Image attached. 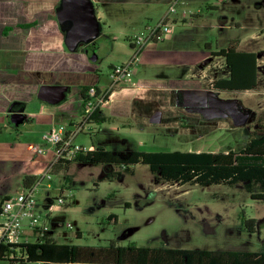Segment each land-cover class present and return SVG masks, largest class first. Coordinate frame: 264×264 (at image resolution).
Wrapping results in <instances>:
<instances>
[{"label": "rangeland", "instance_id": "rangeland-1", "mask_svg": "<svg viewBox=\"0 0 264 264\" xmlns=\"http://www.w3.org/2000/svg\"><path fill=\"white\" fill-rule=\"evenodd\" d=\"M59 1L20 0L25 6L27 19H34V14L38 13L36 15L43 25L40 31L42 41L49 39V34L55 31L51 26L55 22L54 7ZM95 6L99 12L96 18L101 24V34L94 42L73 52L84 56L78 58V69H82L81 65L89 66L84 70L87 74L83 78L85 81L96 75L103 84H107L110 66H118L128 60L131 51L129 40L146 34L147 27L153 28L167 15L171 31L156 45L161 54L170 57L169 60L144 63L142 52L140 66H136V75L129 77L130 82L137 77H147L148 73L153 78L169 76V72L180 77L187 70L177 59L180 52L187 56L192 53L196 60L200 57L198 66L202 68L213 58L211 52L226 50L235 42L234 46L239 45V50L257 54V84L253 90L217 94L222 99L234 100L233 116L230 115L231 110L225 113V106L230 109L228 103L215 119H206L185 109L184 116L178 117L182 129H175L174 123V126L158 123L159 117L161 121L166 118L162 115L171 114V110L161 104L154 106L151 114L145 112L144 119L111 117L105 112L103 123L82 125L83 129L72 140L73 145L86 150L101 147L121 156L134 151L222 153L232 149L237 153L245 146L250 134L258 130V121L264 125V0H125L97 3ZM171 7L173 12H170ZM66 53L70 51L65 47L60 58ZM94 56L96 60L92 59ZM177 61L180 64H174ZM212 65L208 73L211 78L226 73L227 68L222 62L216 61ZM66 76L73 75L54 72L42 73L38 77L43 84L61 85ZM66 84L69 90L62 103L76 97L77 84ZM202 88L210 89V83L204 80ZM62 103L48 105L36 99L26 110H33L36 115L44 107L59 109ZM157 109L163 111L158 112L160 116L155 111ZM238 111L242 112L241 117ZM80 115L81 112L74 114L77 123ZM48 122V115L43 114L39 121L35 118L33 125H20L16 129L18 133L15 130L3 133L0 142L5 145L18 141L36 143L39 147L51 148L54 153L55 147L41 138ZM61 124L69 127L67 118H63ZM4 152V158L15 160L24 157L21 149ZM42 157L32 154L29 158L46 162ZM44 170L42 163L35 167L38 176L43 175ZM107 171V167L102 165L70 161L66 169L51 175V180H46L44 173L36 185V214L40 217V225L48 229L56 243L101 248L112 241L120 246L135 244L149 248L239 252H258L264 248V201L250 199L242 185L233 188L223 184L171 185L157 181L148 167L141 164L133 166L132 175L122 174L113 181H100ZM22 172L24 165L21 163L0 164V202L5 196L13 197L24 191L22 180L28 175H21ZM48 184L50 188H47ZM60 194L71 196L62 206H58L56 201ZM126 203L130 205L128 208ZM249 219L256 221L255 233L244 228L245 221ZM30 239L36 241L34 235ZM0 264L7 262L0 261Z\"/></svg>", "mask_w": 264, "mask_h": 264}, {"label": "crops", "instance_id": "crops-1", "mask_svg": "<svg viewBox=\"0 0 264 264\" xmlns=\"http://www.w3.org/2000/svg\"><path fill=\"white\" fill-rule=\"evenodd\" d=\"M120 1L125 0H92L95 10L97 8L95 6L97 3L107 4L113 2L118 3ZM97 10L95 13L98 18L99 12L97 13ZM165 17L168 19L167 15L163 18ZM54 21V25L51 27H53L55 31L53 34H49L51 35L49 36V39L42 41L43 38L40 31L43 25H41V20L36 21V18L27 19L25 6H23V3L20 2V0H0V137L3 135V133L14 130L16 133H18V130L16 129L20 125L23 126L25 123L28 125H33L35 118L37 121H39V118L43 114L48 115L50 120V122L46 124V127H48L46 128L47 131H49L53 126L61 124L63 118H67V124L71 128L74 123H76L74 120V114L76 113L79 115L82 108L80 87L94 86L99 91H106L108 88L109 81L107 84H103L100 78L96 75L95 77H91V79L89 77L86 81L83 80V78L87 76V74L84 73V70H87L89 66L81 65L83 66V70L78 69L77 66L80 65V60L78 58H84V56L74 53L72 55L71 53H66L64 57L62 56L60 58L63 48H65L63 41L64 33L61 31L57 23L56 15ZM25 24L33 25L29 28H23L21 25ZM58 33L60 34L59 37ZM156 44H149L147 45L148 47L146 46L144 50L140 52L139 62L142 52L143 54L141 57L144 58V63H154L157 60L161 62L169 60L170 57H168V55H163V53L161 54L159 51L160 49H158ZM236 51L255 53L254 51H241L239 50V45L236 47ZM132 55L133 52L131 50L128 60L132 57ZM189 55L190 56H187L185 53L180 52V55L177 58L180 62L184 63L187 69L186 72L180 77H177L169 72V76L162 75L158 78H153L149 77L150 75L147 71V77H137V80L134 82H130L128 80L129 82L121 84L114 90L109 91L108 103L103 109H101L103 116L105 117V112H107V114L111 117L121 118L123 116H127L133 118L142 117V119H144L143 115L145 112L151 114L154 106L157 107L159 104H161L162 106H165L166 109L171 110V114L162 115L166 118L162 119L161 121V117H159L158 123H164L165 126L173 125L174 123L175 126H173L175 129H182V125H180L178 117L180 115L184 116L185 109L188 110V108H186L188 107L186 103L187 101H192L193 105L195 106H198L199 104L201 106L203 104L208 107H214V109H218L220 112L223 111L222 107L228 103L229 108L231 109L230 115L233 116L232 107H234V100H225L217 95L219 93L223 94L230 92L214 90L212 87L215 81L229 78L228 68L226 67V73L221 77L211 78L208 76L210 65L213 66L212 64L214 62H222L223 65L226 66L225 62L221 60L223 58L215 56V52H211V56H213V58L209 60L210 63H204L205 65L201 68L198 66V63H201L200 57L196 60L192 53ZM59 59L60 63L58 64ZM179 61L175 62L174 64H178ZM43 63L47 67L43 68ZM113 66L114 65L110 66V70L113 68ZM137 66L139 67L140 64H137ZM54 72H58L61 75H73L71 77H64L65 82L61 83V85L67 86V82L77 84V90L75 92L76 97H73L69 101L62 103L59 109L58 107H44L42 108L41 112L36 115L34 114L35 112L33 110H26L30 102L38 99L36 97V92L38 87L43 84L39 80V74H52ZM136 73L137 71L135 67L132 72V76H135ZM74 74L77 75V77H75ZM204 80H207L210 83V89L202 88V82ZM206 106H204V109H206ZM225 107L228 108V106ZM155 111L157 114L159 111L163 112L161 109H157ZM188 111L192 113L197 112V115H199L198 109H195L194 106ZM238 114H241L242 116L241 111H238ZM158 115L160 116L161 114ZM219 115L220 114L217 116ZM12 116L14 117L15 122L10 121ZM46 130L42 134L41 138L47 132ZM15 149H21L22 154L24 155L22 159L14 158L15 160H12L2 157L5 154L4 150H7V153H9V151H13ZM37 149H43L44 152L38 153ZM90 149L92 148H89V150ZM32 154L43 156L42 158L46 159V162L41 160H31L29 157ZM11 162L21 163L24 165V172H22L21 175L26 173L25 175L36 176L37 180H40L43 179L44 173L50 171L51 167L56 163V157L51 148H42L36 143L23 144L18 141L17 143L14 142L12 144L5 145L3 142H0V164H9ZM41 163L46 170H44L43 175L38 176L39 174L37 173L39 172H35V167L37 164L39 165ZM6 197L7 196L4 198Z\"/></svg>", "mask_w": 264, "mask_h": 264}, {"label": "trees", "instance_id": "trees-1", "mask_svg": "<svg viewBox=\"0 0 264 264\" xmlns=\"http://www.w3.org/2000/svg\"><path fill=\"white\" fill-rule=\"evenodd\" d=\"M33 24L21 25L29 28ZM235 42L228 49L215 52L222 57L229 70V78L215 81L214 90L248 91L257 84V54L236 51ZM90 86L80 87L81 98ZM93 123H103L101 110H96L89 119ZM258 130L248 137L245 146L237 153L229 150L226 153L212 152H143L134 151L127 155H119L103 148L78 153L72 162L102 165L107 167L100 181H113L122 174H133V166L146 165L151 175L162 183L190 186H209L223 184L228 187L242 185L250 199L264 201V125L259 120ZM70 161H58L50 169L55 175L66 169ZM119 168V170H115ZM69 184V179L66 178ZM37 181L36 176H25L22 180L24 188H29ZM130 205L125 204L128 208ZM113 217V216H111ZM253 219L246 220L244 228L255 233ZM4 252L0 248V261L7 264H24L31 262L59 264H264V248L258 252H239L222 250L173 249L127 246L110 242L101 248L78 247L58 244L51 237L41 242L22 246L20 256L2 258ZM24 255V256H23Z\"/></svg>", "mask_w": 264, "mask_h": 264}, {"label": "built area", "instance_id": "built-area-1", "mask_svg": "<svg viewBox=\"0 0 264 264\" xmlns=\"http://www.w3.org/2000/svg\"><path fill=\"white\" fill-rule=\"evenodd\" d=\"M174 8H170L173 12ZM168 19L165 17L157 23L153 28L147 27L146 34H140L129 40L132 57L118 65L113 66L109 71V85L106 91H99L96 87L90 86L82 99V108L80 122L74 123L72 129L63 124L53 126L43 135V140L46 144L54 146V155L56 162L72 161L78 153L89 151L84 147H79L72 144L74 136L83 129L82 125L93 123L90 121L91 115L96 110L103 109L108 103V93L114 90L121 84H125L132 75L133 70L139 62L140 52L149 44L161 42L170 33L171 29L167 24ZM38 153H43V149H37ZM51 173L48 171L44 178L51 180ZM42 180V179H40ZM40 180H37L29 188H25L22 193L16 196H7L0 202V248L4 249L2 258H16L14 253L20 256L22 246L29 243L41 242L44 238L51 237L50 232L46 227L40 225V217L36 214V185ZM50 188V185H47ZM71 196H63L60 194L57 197V205L65 204L66 199ZM27 232H30L27 235ZM34 235L36 241H31L30 236ZM52 238V237H51ZM24 256V255H23Z\"/></svg>", "mask_w": 264, "mask_h": 264}, {"label": "water", "instance_id": "water-1", "mask_svg": "<svg viewBox=\"0 0 264 264\" xmlns=\"http://www.w3.org/2000/svg\"><path fill=\"white\" fill-rule=\"evenodd\" d=\"M55 15L64 33V45L70 53L94 42L101 33L92 0H60ZM68 90L66 85L42 84L37 89L36 97L49 105H59L65 100ZM13 116L11 118L14 119Z\"/></svg>", "mask_w": 264, "mask_h": 264}, {"label": "flooded vegetation", "instance_id": "flooded-vegetation-1", "mask_svg": "<svg viewBox=\"0 0 264 264\" xmlns=\"http://www.w3.org/2000/svg\"><path fill=\"white\" fill-rule=\"evenodd\" d=\"M56 7H57V5H56ZM56 7H54V12H55ZM34 18H36V21L39 20L38 16L36 14H35ZM30 23H32V22H30ZM89 57H90V55H89ZM94 57L92 59H94ZM87 58H88V56H87ZM95 60H96V58H95ZM186 103H187V106H188L186 108H188V110H191L193 108V106H194L195 109H198L199 116L204 117L206 119H211L212 117H213L212 119H214L220 113V111L218 109L217 110L214 109V107L213 108L212 107H208V106L203 105V104L201 106H200V104L198 106H195V105H193L192 101H187ZM204 106H206L205 107L206 109H204ZM232 108H233V111H234L235 108L234 107H232ZM229 110H231V109L226 108V112L225 113L227 114ZM232 113L234 115V112H232ZM238 115H239V117H241V114H238Z\"/></svg>", "mask_w": 264, "mask_h": 264}]
</instances>
